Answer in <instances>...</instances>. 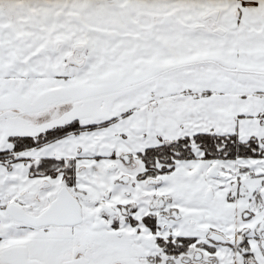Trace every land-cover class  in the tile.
<instances>
[{"label":"snow or ice","instance_id":"snow-or-ice-1","mask_svg":"<svg viewBox=\"0 0 264 264\" xmlns=\"http://www.w3.org/2000/svg\"><path fill=\"white\" fill-rule=\"evenodd\" d=\"M0 264H264V0H0Z\"/></svg>","mask_w":264,"mask_h":264}]
</instances>
